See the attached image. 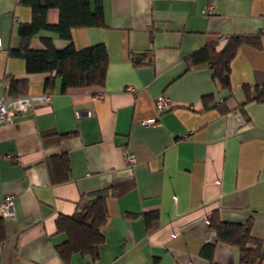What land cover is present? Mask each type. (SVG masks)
<instances>
[{"label":"crops","instance_id":"1","mask_svg":"<svg viewBox=\"0 0 264 264\" xmlns=\"http://www.w3.org/2000/svg\"><path fill=\"white\" fill-rule=\"evenodd\" d=\"M21 1L0 0V97H9L10 79H26L20 97L30 101L0 124V204L12 198L11 215L0 210V264H238V248L217 242L207 224L215 212L226 222L251 219L252 236L264 243V102L239 106L244 85H264V0H100L104 27L73 29L71 38L77 50L106 47L104 86L65 93L57 77L45 92L49 75L27 74L8 55L20 46L19 24L31 20ZM47 21L57 23L58 11ZM229 35L260 42L232 59L231 92L210 69L186 66L205 45L222 49ZM42 36L57 49L67 44L41 33L32 49L42 48ZM131 53L145 54L142 63ZM159 96L171 102L160 115ZM152 118L153 126L141 125ZM128 183L132 190L106 201L98 259H62L57 220L74 215L81 197ZM150 212L157 220L147 230ZM206 243H215L211 262L200 256Z\"/></svg>","mask_w":264,"mask_h":264},{"label":"trees","instance_id":"2","mask_svg":"<svg viewBox=\"0 0 264 264\" xmlns=\"http://www.w3.org/2000/svg\"><path fill=\"white\" fill-rule=\"evenodd\" d=\"M21 3L30 8L31 20L21 23L17 28L20 46L10 49L8 55L20 58L25 63L27 74H48L44 90H52L55 77L61 81V92L69 89L103 87L108 66L106 47L96 44L77 50L72 42L71 31L81 28H103V9L100 0H22ZM58 11V21L50 24L47 21L49 10ZM41 33L57 35L67 42L62 49H57L48 36L40 37L41 49H32L31 40ZM225 44L217 50L214 44L205 45L186 60L187 69L205 67L213 73V78L221 90L231 92L229 79L230 63L242 45L260 48L259 35H229L224 38ZM145 54H130L136 64L142 63ZM150 62V60H149ZM26 79H10L8 94L11 98L23 96L27 92ZM242 91L248 102H264V85H244ZM204 97V101L208 98ZM211 98V97H209ZM230 97L220 102L218 107L225 105ZM211 100V99H210ZM209 100V101H210ZM65 161L62 162L65 166ZM134 188L133 183L101 189L92 195L81 197L77 210L71 217H60L58 229L66 234V240L57 246L58 255L64 259L72 253H80L92 262L99 256L100 246L105 241L104 228L108 222L106 201L108 197H120ZM157 220L156 213L143 214V222L147 230ZM208 226L215 232L216 241L239 250L238 264H264V243L251 234V219L245 222H226L212 213ZM215 243H206L200 250V256L212 261Z\"/></svg>","mask_w":264,"mask_h":264},{"label":"built area","instance_id":"3","mask_svg":"<svg viewBox=\"0 0 264 264\" xmlns=\"http://www.w3.org/2000/svg\"><path fill=\"white\" fill-rule=\"evenodd\" d=\"M212 9H209L208 12H211ZM222 101V100H221ZM155 105L158 114H163L168 111L171 107L170 99L166 96H159L155 100ZM30 107V101L28 97H0V124L9 125L13 122V119L23 112H26ZM80 116V113L76 114ZM156 119H147L141 121V125L144 127H151L155 124ZM127 163L134 164L135 159L133 154H126L125 156ZM12 207V198L11 196H6L2 203L0 204V210L4 216L11 215ZM209 221H207V224Z\"/></svg>","mask_w":264,"mask_h":264}]
</instances>
